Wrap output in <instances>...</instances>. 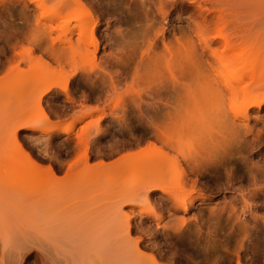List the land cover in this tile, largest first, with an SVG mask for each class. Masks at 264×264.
I'll list each match as a JSON object with an SVG mask.
<instances>
[{"label": "rangeland", "instance_id": "obj_1", "mask_svg": "<svg viewBox=\"0 0 264 264\" xmlns=\"http://www.w3.org/2000/svg\"><path fill=\"white\" fill-rule=\"evenodd\" d=\"M18 147L57 179L9 167ZM0 157L5 264H264V0H0Z\"/></svg>", "mask_w": 264, "mask_h": 264}, {"label": "bare ground", "instance_id": "obj_2", "mask_svg": "<svg viewBox=\"0 0 264 264\" xmlns=\"http://www.w3.org/2000/svg\"><path fill=\"white\" fill-rule=\"evenodd\" d=\"M164 2V1H162ZM82 4V3H81ZM80 4V6H81ZM161 4V3H160ZM163 4V3H162ZM165 4V3H164ZM82 23V22H80ZM69 33V32H68ZM71 34V32L69 33ZM81 40V39H80ZM160 42H162L156 35L150 36L149 38V42L148 43H145L147 44L146 46L147 50L146 51V54L144 55L143 54V58H145L144 56H147L145 59L147 60H143L141 62V64L145 67H148V70L152 73V78L153 80L155 81V83L157 82V84H155L154 88H151L152 90L150 91V96L148 97L149 100L150 99H156L155 101H158L157 103H161L162 105H165V108L166 107H171V103L170 101L169 102H166L163 100V98H168L169 96H171V90L174 91L172 88L176 87L177 85V81L175 79V74H174V66H173V63L175 61L174 59V56L172 55V51H171V47L169 45L166 46V50L164 49H161L160 47ZM149 44V45H148ZM164 44V43H163ZM161 49V51H159ZM145 53V51H144ZM170 55V58L168 57ZM169 58V59H168ZM142 59V58H141ZM184 65V64H183ZM190 64H188L186 66V69H187V73H190L191 74V68H188L190 67L189 66ZM185 66V65H184ZM184 68V67H183ZM185 69V68H184ZM183 69V70H184ZM185 69V70H186ZM190 70V72H188ZM206 71L203 70V74H205V81H206V86L207 87V93H205L204 95H209L211 98L215 99V102L217 103V107H222L224 105V101H223V96H224V92L225 90H223L220 86H218L219 84L216 85V81L213 79V76L212 74H207V73H204ZM210 73V72H209ZM184 78V77H183ZM217 79V78H216ZM214 80V81H213ZM176 81V82H175ZM215 82V83H214ZM214 83V84H213ZM230 87V86H229ZM206 89V88H205ZM153 96V97H151ZM208 96V97H209ZM246 96V95H245ZM141 97V96H140ZM143 97V96H142ZM151 97V98H150ZM147 99V98H146ZM143 100V99H142ZM145 100V99H144ZM167 100V99H166ZM247 99H245V102ZM134 101H136L134 99ZM146 101V100H145ZM148 101V100H147ZM154 101V102H155ZM138 102V101H137ZM136 102V103H137ZM149 102V101H148ZM135 103V102H134ZM140 103V102H139ZM146 102H143L142 104H144ZM233 103V101H232ZM237 103V102H236ZM239 104V103H237ZM235 103H233L231 105V108L236 110L239 115L243 116L244 113L242 111V108L240 107V104L237 105ZM162 107V106H161ZM231 114H232V111H230ZM230 112L228 111H221L219 113V116L220 118H226L228 117L230 114ZM233 115V118L236 120L238 119V116L236 114H232ZM238 121V120H237ZM161 132V131H160ZM161 137H164L161 136ZM163 139V138H161ZM166 139V138H165ZM222 139V138H221ZM164 140V139H163ZM167 139L165 140V143H166ZM164 142V141H163ZM221 143V142H220ZM226 143V142H225ZM169 144V143H167ZM222 144V143H221ZM21 148V147H20ZM18 147V149L16 151H14V155L12 156L13 158H10L12 160L11 163H7V165L10 167H14V168H19L22 172L23 170V175L26 176L27 178L29 179H34L36 181H45V180H56L57 178V175L54 173V170L50 168H46V167H42L40 165H38L37 163H35V161H33L32 157L30 156L29 153L25 152L24 150L20 149ZM224 149V148H223ZM227 152V151H225ZM229 153V152H228ZM221 153H217V152H214V151H208V152H198L195 156V158H193V166H196V167H201L202 165H204L206 163V161L208 160H211V159H215V158H218V160H220L221 158ZM224 156V155H222ZM221 157V158H220ZM1 158V157H0ZM156 159V158H155ZM225 159V158H224ZM223 159V160H224ZM158 160V158H157ZM217 160V159H216ZM222 160V159H221ZM160 161V160H159ZM3 162V161H2ZM10 162V161H9ZM222 162V161H221ZM1 163V162H0ZM143 165H144V162H142ZM148 163V167L149 165L152 166V161H151V164H149L150 162H145V166H144V169L146 167V164ZM214 163V162H213ZM1 167V166H0ZM2 167H4L2 165ZM1 167V168H2ZM103 167V166H102ZM154 167V166H152ZM195 167V168H196ZM5 169V167H4ZM150 169V168H149ZM25 199V198H24ZM27 199V198H26ZM49 198H47L46 196H42V195H39V196H35L33 198V201L36 203V204H39L40 206H42L43 204H49V203H46ZM47 200V201H46ZM22 201V200H21ZM23 203L25 201H22ZM28 202V201H27ZM46 206V205H45ZM6 247V246H5ZM7 248V247H6ZM4 251V250H0V264H5V261L3 260L2 257L4 256H1V253ZM19 252V251H18ZM5 254V252H4ZM10 257V256H9ZM6 259V258H5ZM7 264V262H6Z\"/></svg>", "mask_w": 264, "mask_h": 264}]
</instances>
